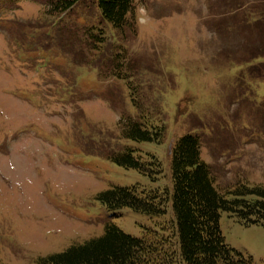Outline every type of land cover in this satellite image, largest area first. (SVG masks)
Returning <instances> with one entry per match:
<instances>
[{"label": "rangeland", "instance_id": "obj_1", "mask_svg": "<svg viewBox=\"0 0 264 264\" xmlns=\"http://www.w3.org/2000/svg\"><path fill=\"white\" fill-rule=\"evenodd\" d=\"M55 1L0 0L3 264H38L101 236L110 222L134 237L154 229L177 240L172 198L164 214L148 216L109 211L96 196L135 186L169 189L171 197L172 149L188 133L199 134L202 159L225 197L264 186V0H135L114 50L107 39L115 31L97 1L67 13ZM127 73L138 102L164 96L162 143L124 137L127 116L138 120L129 80L119 78ZM127 150L147 170L112 159ZM220 229L231 248L264 264V226L222 212Z\"/></svg>", "mask_w": 264, "mask_h": 264}, {"label": "trees", "instance_id": "obj_2", "mask_svg": "<svg viewBox=\"0 0 264 264\" xmlns=\"http://www.w3.org/2000/svg\"><path fill=\"white\" fill-rule=\"evenodd\" d=\"M95 1L102 19L115 31L110 38L106 37L114 50L119 43L117 34L131 26L135 0ZM80 2L82 0H57L54 7L65 13ZM105 41H98L96 45ZM109 55L114 59V51ZM86 63L89 62L86 60L81 64ZM96 64L100 69L101 59ZM133 77L129 73L119 77L129 80L126 83L129 97L138 113V120L126 115L128 123L124 124L126 128L121 126L122 133L136 142L162 143L168 128L167 120L162 119L164 109L157 106L161 91L159 97L146 106L138 102V88L132 86L131 81ZM198 135L188 133L182 136L172 149L171 197L169 189L161 193L135 186H117L96 196V200L109 211L129 207L148 216L164 214L172 198L177 240L172 241V235L154 229H147L141 238L134 237L110 222L101 236L75 243L63 252L39 257L38 264H253L251 257H245L226 243L220 229V217L222 212H228L245 226H264V186H241L235 191L240 196L233 198L221 194L215 186L211 166L202 159ZM134 152L127 150L112 159L127 168L141 172L147 170L146 163L139 160L142 156H135ZM156 165L160 166V163L156 162ZM0 264L3 263L0 261Z\"/></svg>", "mask_w": 264, "mask_h": 264}]
</instances>
